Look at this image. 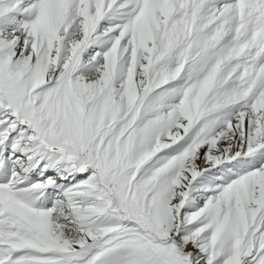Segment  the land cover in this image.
<instances>
[{
	"label": "snow or ice",
	"instance_id": "snow-or-ice-1",
	"mask_svg": "<svg viewBox=\"0 0 264 264\" xmlns=\"http://www.w3.org/2000/svg\"><path fill=\"white\" fill-rule=\"evenodd\" d=\"M0 264H264V0H0Z\"/></svg>",
	"mask_w": 264,
	"mask_h": 264
}]
</instances>
